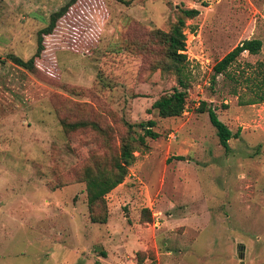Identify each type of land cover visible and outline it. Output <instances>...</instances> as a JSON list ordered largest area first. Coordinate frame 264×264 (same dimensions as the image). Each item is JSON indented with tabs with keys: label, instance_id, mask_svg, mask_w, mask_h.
I'll return each mask as SVG.
<instances>
[{
	"label": "rangeland",
	"instance_id": "obj_1",
	"mask_svg": "<svg viewBox=\"0 0 264 264\" xmlns=\"http://www.w3.org/2000/svg\"><path fill=\"white\" fill-rule=\"evenodd\" d=\"M68 1L0 0V264H264V102L244 104L264 0H77L36 70L13 63ZM180 18L177 64L166 39ZM247 39L261 52L214 76ZM174 89L184 112L161 118L152 104ZM201 102L235 135L228 152ZM148 121L158 137L140 142ZM124 145V179L90 218L84 176L115 178Z\"/></svg>",
	"mask_w": 264,
	"mask_h": 264
},
{
	"label": "trees",
	"instance_id": "obj_2",
	"mask_svg": "<svg viewBox=\"0 0 264 264\" xmlns=\"http://www.w3.org/2000/svg\"><path fill=\"white\" fill-rule=\"evenodd\" d=\"M199 2H203L204 0H197ZM77 4V0H69L66 5L60 8L57 12L53 13L50 16L48 25L39 31L38 39H37V47L35 54L28 59L27 61H23L20 58L15 56L11 57V61L22 67L26 70L33 71L36 70L35 61L40 58L42 52L44 51L43 38L46 35H50L53 33L57 22L63 18L70 8ZM185 18H193L197 16L198 10L188 9L182 12ZM185 27V22L183 19H178L175 26L170 30L167 37V52L171 57L174 63H181L185 59V54L182 52L185 51V36L183 34V28ZM262 42L258 39H247L243 40L239 44H237L230 52H228L219 62H217L213 68L214 76L224 74L227 69L234 63L236 60L243 54L247 53L249 55H257L261 52ZM257 68L254 71L257 75L254 77V81H250L249 78H246L248 86L252 84V87H249V91L253 92L255 97L244 104H253V103H263L264 102V94L262 91L264 90V62H257ZM179 72L180 69L178 68ZM214 78V77H213ZM249 81V82H248ZM179 84L184 86L182 80L179 79ZM186 91H179L178 89H174L172 94L164 95L158 100H156L152 104V108L157 110L159 117L161 118H172L179 117L183 114L185 108V102L187 97ZM199 112H207L209 121L211 125L216 129V135L218 138V142L220 146L228 152L229 150V140L232 137H235L230 130L224 125L217 117L216 113L210 107H206L204 102H201L198 107ZM155 126L154 121H148L145 124H139V127L143 129V136L139 138L140 142H143V137H148L150 139H156L158 134L151 130L152 127ZM67 127L77 130L75 126L68 125ZM128 145H124L122 148V152L120 154V164H118V173L115 178H111V176L102 177L99 175H86L84 176L85 188H86V196H87V205L89 208V216L92 218V211L94 209V205L103 202L105 199V195L108 194L111 190H113L116 186L121 184L124 179V175L126 173L125 166L130 164L132 159L131 150ZM96 180L100 183L97 185ZM92 224H105L106 218L103 220H92L90 219ZM152 264V263H150Z\"/></svg>",
	"mask_w": 264,
	"mask_h": 264
},
{
	"label": "water",
	"instance_id": "obj_3",
	"mask_svg": "<svg viewBox=\"0 0 264 264\" xmlns=\"http://www.w3.org/2000/svg\"><path fill=\"white\" fill-rule=\"evenodd\" d=\"M239 264H245L243 261H240V263Z\"/></svg>",
	"mask_w": 264,
	"mask_h": 264
},
{
	"label": "built area",
	"instance_id": "obj_4",
	"mask_svg": "<svg viewBox=\"0 0 264 264\" xmlns=\"http://www.w3.org/2000/svg\"><path fill=\"white\" fill-rule=\"evenodd\" d=\"M145 264H150V263H145Z\"/></svg>",
	"mask_w": 264,
	"mask_h": 264
}]
</instances>
